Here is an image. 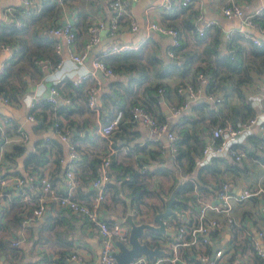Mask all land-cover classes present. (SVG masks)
Instances as JSON below:
<instances>
[{
  "label": "crops",
  "instance_id": "0c3cea01",
  "mask_svg": "<svg viewBox=\"0 0 264 264\" xmlns=\"http://www.w3.org/2000/svg\"><path fill=\"white\" fill-rule=\"evenodd\" d=\"M160 1L123 0L125 12L120 29L113 34H109L106 28L112 12L107 0H66L65 4L60 6L56 15L59 22H63L66 18L73 16V14L74 18L77 9L88 12L89 23L99 18L104 20V27L100 32V41L89 49L88 56L84 62L77 64L70 58L66 43L59 36H53L55 40L61 42L62 62L60 66L56 67L50 57H42V60H36L35 65L21 72L20 77L12 75L6 79V89L9 91L11 88H16L18 92L11 96L10 102H0L1 114L11 117V122L5 126L4 136L0 137V149L3 151L2 169L9 175L8 184H0V200L3 206V214H1L0 218V237L9 239L11 244L12 240L18 238L20 240L18 244H24L25 237L30 229L35 230L39 222L47 218H55L56 224L58 223L57 225H60L63 230L65 229L63 237L71 240L70 245L59 243L55 239L47 242L38 240L33 246V251L28 252L23 260L32 261L37 257L39 258L37 262L32 264H104L98 260L101 243L95 226L88 224L85 218H81L80 214L61 208L53 199L49 200L43 215L36 217L30 210L36 192L34 186L31 185L32 181H29L30 199L27 201L21 198L20 188L13 185V176L16 174L26 176L38 170H46L51 174L55 186L58 188L62 187L67 159L66 142L59 139L56 135L53 136V139L46 142L43 140L44 135L51 132L53 118L60 121V124L66 125L69 129V135L75 139L77 146L81 149V155L75 161L74 166L77 179L76 195L79 198L86 199L85 201L88 202L94 194V187L91 184L94 173L92 174L88 164L92 160L96 172L98 158H100L101 152L105 147V140L98 129V120L105 122L111 119L118 107H120L123 110V116L112 132L116 151L110 164L109 180L115 184L118 183L119 179L117 177L121 176L123 168L125 169L127 164H132L139 173V179L145 182L144 190L140 197L132 198V195H126V197L130 198L131 207L138 208L139 214L133 215L136 221L143 219L152 221L155 212L164 208V204L171 193L174 192V188L187 180L193 183L192 194L195 199L191 206L188 205L180 211L186 222L192 221L197 215V196H202L213 204L217 203L215 179L209 178L204 187L197 186V181L195 180V170L198 164L207 161L209 157L204 156L194 166L193 170L183 173L173 157L175 147L171 140L168 141L169 143L167 142L166 133L156 134L151 132L144 122L132 119L129 113L124 114L123 109L127 107L129 111L130 106L135 104V102L146 103L151 110L165 120L167 125L175 132V135L179 134L181 128H188L189 130L194 128L196 133L201 134L204 140L209 142L211 140L210 129L213 124L210 120H219L222 113L231 104L240 103L241 99L227 79L225 81L219 79V83L213 87V92L221 98L219 101L207 100L203 95L198 96V98H190L187 90L181 92L177 90L179 84L192 80L194 67L204 64V60L196 58L192 64V70L185 75L180 74L177 69L164 77L150 75L143 83L138 85L130 80L132 77L131 72L133 71L122 74L115 73L113 76L105 75L104 79L101 78L102 87L97 98L98 115L88 107L84 93H82L83 97L72 99L75 104L61 101L63 98L58 96V101L54 104L55 112L49 107H44L45 102L42 100L37 101L32 107L29 105L31 96H44L48 93L49 87L53 82H56L59 87H65L64 85L68 79L72 80L82 72L90 70V58L111 43L123 42L133 45L127 49L144 44L148 51H155L162 58L168 56L167 49L170 44V37L157 31L147 30L144 26L146 14L150 18L160 21H165L163 16L168 14V20L175 22L182 28L180 37L183 49L200 52L202 44L195 42L192 30L183 27L186 15L179 11L180 0H173V6L169 10L161 8L159 6ZM239 1L245 14L254 11L258 6L264 7V0ZM223 2L224 0H193L189 3L202 13L203 22L212 20L211 25L220 27L222 33L221 50L223 52L227 51L228 35L234 32L242 35V32L245 31L244 27L251 29L254 34L259 33L260 38L264 37H261L260 34L261 32L264 34L260 30L261 27L244 25L239 16H234L237 17L235 18L236 24L225 27L216 15V13H220L224 18L230 20V17L222 14L221 6ZM22 4V0H0V23H6L8 18H10L7 15V7L20 8ZM129 19L137 22L136 29L129 27ZM77 32L75 48L79 49L86 38L87 30L78 27ZM178 55L180 58L184 57L179 52ZM10 57L11 54L7 50L0 48V61L5 60L6 62ZM222 73L226 74L227 72L223 71ZM116 79L121 81L114 83ZM158 85L164 86L162 93L157 91L155 86ZM115 88L123 90L118 94L114 91ZM243 88L246 97L254 105L261 99L264 90V72H253L251 79L243 85ZM205 90L207 89L204 87L203 91ZM62 95L65 94L62 93ZM158 98H161L159 102ZM184 100L187 104L181 107L179 111L172 109L173 106L179 105ZM60 102L65 104L59 106L58 108H61V110L57 112L55 106L60 105ZM79 104L81 105L80 108L78 107ZM31 108L35 112L33 121L26 118V113ZM20 129L28 134L24 140L16 139ZM248 134H258L264 137V131H261L256 125L247 134H243V138L235 142H243V144L248 145L251 152H247L242 148L244 150L242 158L236 162L229 163V165L227 163V166L222 165V171L218 175V177L228 179L233 193L245 185H255L257 183L264 188V159L262 158L264 157V141L254 142L247 137ZM19 143H21L23 148L21 152L17 153L14 159L7 160L4 157L5 150H10L12 145ZM42 148V155L45 156V160L38 164L37 167H35L36 160L26 167L24 164L26 155L29 152H34L37 155ZM152 151H157L158 154L154 156ZM61 155L65 158L64 162L58 160ZM141 165L147 166L148 177L145 179L141 177ZM124 176H128L127 173ZM173 185L175 186L173 187ZM124 188L127 189L126 186ZM110 193L111 190L106 188L99 211L101 216L105 218L118 220L126 212V204L124 211H122V204L119 202L113 205ZM154 206L159 207V209L155 210ZM60 209L69 211L72 213V217L62 218L61 212H59ZM231 212L234 222L229 224L225 221L224 214L220 210L216 208L208 209V214L217 216L221 221V225L211 233L213 246L219 245L223 247L227 253L225 264H264V255L259 256L254 250V242L259 240L256 229L264 227V191L260 195L244 200L233 198ZM165 219L170 221L169 217H165ZM122 222L127 224L125 221ZM166 229L170 230L169 234L163 232L155 234L157 237H162L160 241L157 242L155 238L150 241L152 245L157 244L163 249V253L157 254L154 259L161 258L159 264H180L181 260L177 262L170 258L174 251L169 241L173 238L175 230L168 224H166ZM145 235L143 239H145ZM72 250L79 252L83 260L79 262L70 258L69 253ZM59 253H61V256H58ZM177 253L178 256L182 255V257L185 256L190 259H186L190 263H202L194 257L196 254L192 253L190 249L181 248ZM5 256V253L0 251V259L5 258ZM12 260L18 263L20 259L12 257Z\"/></svg>",
  "mask_w": 264,
  "mask_h": 264
},
{
  "label": "built area",
  "instance_id": "2783aa9c",
  "mask_svg": "<svg viewBox=\"0 0 264 264\" xmlns=\"http://www.w3.org/2000/svg\"><path fill=\"white\" fill-rule=\"evenodd\" d=\"M108 5L111 9V16L107 25V31L109 34H113L120 29L121 21L124 19V5L123 0H107ZM193 0H180V3L185 5L189 4ZM61 5L65 4V0H56ZM23 6L20 8L7 7V15L12 18L15 24H21V14L31 13L34 8H39L40 0H22ZM159 6L164 10H169L173 6V0H161ZM222 14L227 17L239 16L244 25L250 27H261L260 30L264 32V26H262L256 19L264 12L263 6H258L254 11L245 14L242 4L239 0H224L221 6ZM16 12L20 15H16ZM74 16V14H73ZM66 18L63 22H58L57 24H50L47 31L53 36H59L67 46V51L70 58L77 64H82L87 58L89 49L97 44L101 39V29L104 27V20L96 19L90 23L87 27L86 38L83 41L79 49L75 48L77 41V27L75 24V17ZM9 19V18H8ZM193 23L195 24V29L199 34L204 33L206 26L212 24V20H207L203 22L202 13L197 10L192 16ZM129 27L131 29L137 28V22L133 19L128 21ZM144 26L147 30L157 31L161 34L170 37V44L167 49V55L170 57H176V48L181 45V38L179 30L174 26L167 24L165 21H160L155 18H150L147 14L144 19ZM244 38L252 41L256 44L262 43V38L260 36L253 34L249 31L242 32ZM132 44H127L123 42H114L110 45L104 47L101 51L96 53L90 58V70L82 72L77 77L72 79L74 85H78L82 81L86 80V102L88 107L94 111L97 115L99 113V107L97 105L98 94L102 87V79L98 74L100 70L104 75H115L112 67L104 60V56L108 53L127 49L132 47ZM0 48L5 49L12 53V47L6 42L0 43ZM54 51L56 53V60L54 61L56 67L61 65L62 62V47L59 40H55ZM39 58L37 60H42ZM5 60L0 61V74L5 71ZM54 67V66H53ZM208 74L202 69H198L195 72L193 80L184 81L177 86L179 92L187 90L190 98H198V96L203 95L207 100L219 101L221 98L216 95L212 90H204V87L208 81ZM157 91L162 93L164 91V86L159 85ZM58 96L63 98L65 102L70 104H75V101L68 95H62L59 86L56 82H53L47 94L42 97L36 95L31 96L29 105L32 107L37 101L43 99L46 102H51L56 104L58 101ZM157 99V98H156ZM10 97L1 92L0 102L8 103L10 102ZM161 98H158V102ZM187 102L184 100L179 105L173 106L174 111H179L181 107L185 106ZM255 113L250 115L248 118L242 120L237 125H233L229 121L223 123H217L211 126L210 134L211 140L204 143L202 146L203 157H210L211 154L217 156H223L226 162H236L242 158L244 155V150L238 146H233L231 139L235 138L239 134H247L252 130L253 126H257L261 131H264V90L261 95V99L255 104ZM123 116L122 108H118L113 115V117L105 122L98 120V129L100 134L105 140V147L101 152L96 174L91 180V184L94 187V194L90 201H85L76 195V183L77 179L75 177V161L81 155V149L77 146L75 139L69 135V129L65 124H60V121L55 120L51 127V132L44 135L43 140L46 142L53 139L56 135L59 139L66 142L67 148V159L66 166L64 168L62 187L57 189L51 174L46 170H38L35 173L27 174L26 176L14 175L13 185L20 188V196L24 201L30 199V183L36 189L34 200L30 206L32 214L36 217L43 215L49 200H55L58 206L70 210L73 213L81 214L85 217L86 222L92 226H95L98 230V235L100 238V252L98 254V260L104 264H122L118 261L116 257L117 245L116 240L122 239L127 241V228L128 224L123 223L115 219H107L101 216L99 211V206L104 198L106 184L110 179V164L113 155L116 151L115 144L112 138V132L115 126L119 123ZM130 117L132 119L141 120L144 122L151 132L160 134L165 132L168 139L173 141L175 137V132L167 125L165 120L159 119L156 113L152 110L145 108V105L137 102L130 106ZM26 118L33 121L35 115L32 110L26 113ZM263 118V119H260ZM11 122V117L8 115H2L0 112V137L4 136L6 124ZM28 134L24 130H19V134L16 139L24 140ZM201 157V159H203ZM200 159V160H201ZM58 160L64 162V156H59ZM199 160V161H200ZM3 161V151L0 149V184L7 185L9 181V175L4 173L2 170ZM198 161V163H199ZM206 162V161H205ZM203 163V162H201ZM141 177L143 179L148 177L147 166L141 165L140 167ZM28 177V178H27ZM28 180V181H27ZM215 197L217 203H211L205 200L202 196H197L198 200V211L195 219L186 222L181 214L172 218L170 221L165 219L166 224L173 227L175 234L173 238L169 241L170 246L173 248L172 257L173 261L181 260L180 264H197L190 263L187 257L178 256V250L181 248L190 249L192 253H195V258L201 261V264H225L227 260V253L222 246L214 245L211 242V233L221 225V221L217 216L208 214L209 208H216L220 210L225 217V221L229 224L234 222L232 216V200H244L256 195L262 194L264 188L261 184L257 183L255 185H245L241 187L237 192H232L229 185L228 179L225 177H219L215 179ZM138 208L131 207V214L137 215ZM3 214V206L0 200V218ZM139 214V213H138ZM127 215V212L123 213L122 218ZM170 219V218H169ZM256 234L259 240L254 242V248L258 255H264V227L256 229ZM162 237H155L158 242ZM19 239L15 238L12 240V244H18ZM61 256V253L58 254ZM197 256V257H196ZM69 257L79 262L83 260V257L79 252L72 250L69 253ZM185 258V259H184ZM187 259V260H186ZM161 258H156L150 260L145 254H141L135 257L133 260L127 264H159Z\"/></svg>",
  "mask_w": 264,
  "mask_h": 264
},
{
  "label": "trees",
  "instance_id": "16d2710c",
  "mask_svg": "<svg viewBox=\"0 0 264 264\" xmlns=\"http://www.w3.org/2000/svg\"><path fill=\"white\" fill-rule=\"evenodd\" d=\"M179 5H181L179 11H182L186 15L185 25H183V27L185 29L192 30V33H194L195 42L202 44V49L200 52L197 50H184L183 46L180 45L176 48V53L177 55L178 52L183 54V58H180L179 55L176 57L166 56L165 58H162L157 54V52L148 51L144 47V44H139L135 48L123 49L108 53L104 56V60L117 74L133 71L131 72L132 77L130 80L138 85L143 83L150 75L164 77L177 69L179 70L180 74L185 75L187 72L192 70V64L194 60L196 58H200L204 60L205 63L194 67L193 72L194 75L198 69H202L207 72L209 78L205 88L207 90L213 91V87L219 83V79L222 81L227 79L233 85V89L241 99L240 103L231 104L229 108L222 113V116L219 118V120L212 119L210 122L213 123L212 125H214L229 121L233 125H237L242 120L254 114L256 110L255 106L252 105L251 101L246 97L243 85L251 79L253 72H264V37L262 38L261 44H256L248 39H244L243 36L238 32L231 33L228 35L229 39L227 51L223 52L221 50L222 33L220 27L217 25L208 26L205 29V32L199 35L192 20V16L197 11V9L192 7L191 4L183 5L180 3ZM60 6L61 4L56 2V0H40L39 8L32 9L31 13L20 15V13L16 12V15H20L21 17V24H15L12 18H9L6 23H0V43L6 42L12 47L11 57L5 63V71L0 74V93L3 92L7 94L11 99V96L18 92V89L11 88L9 91L6 89V79L8 77L12 75L20 77L21 72H24L26 69H29L31 66L35 65V61L39 58L50 57L52 61L56 60L57 56L54 51L55 38L47 31V28L50 24H57L59 22L56 15ZM176 11L179 12L178 10ZM87 16L88 12L77 9V13H75V24L77 31L78 27L85 28V30H87L88 25H90ZM168 17L169 15L165 14L163 19H165L167 24L174 25L179 30L180 34L182 31L181 26L175 22L169 21ZM256 19L261 25L264 26V12L260 16L256 17ZM43 21L45 22L42 23ZM260 34H262V32ZM172 59H175V61L173 62ZM223 71H226L227 73L223 74ZM120 81V79H116L114 83H119ZM86 83L87 81L84 80L78 85H74L72 80L68 79L67 83L64 85L66 88L63 86H60L59 88L61 93L70 96L72 99L83 97L82 93H84V98H86ZM158 86L155 87L157 88ZM122 90H118V88L114 89V91L118 94H120ZM41 100L44 101L43 99ZM61 101L63 100L61 99ZM44 102V107H49L55 112L53 103L46 101ZM139 103L145 105L146 109L151 110L150 106L146 103ZM64 104L65 103L60 102V105L55 106L57 112H59L58 110H61V108L58 107L63 106ZM80 104L78 106L79 108L82 105ZM123 109L124 114H130V108L129 111L127 107H124ZM33 113L35 115V112ZM157 116L159 117V115ZM159 119L164 120L161 117H159ZM55 120L57 119L53 118L52 122ZM247 137L254 142H259V140L264 141V137L259 136L258 134H248ZM172 142L173 146L175 147V153L173 157L176 163H178L180 166L181 171L185 173L187 171L193 170L194 166L197 165L198 161L201 159V157H203L202 146L206 142L204 137L201 134L199 135L196 133L194 128H190V130L188 128H181L179 134L175 135ZM232 145L243 148L247 152H251L248 145L243 144V142H234ZM22 149L21 143L14 144L10 150H5L4 157L7 160L14 159L16 154L21 152ZM42 153L43 148L37 155L34 154V152H29L24 159V164L26 167L29 164L34 163L35 160V167L42 163L45 160V156H43ZM152 154L156 156L158 152L152 151ZM262 158L264 159V157ZM227 163L228 162H226V159L223 156H217L213 154L210 155L206 162L199 163L195 170V180L197 181V186L204 187L209 178L219 179L218 175L222 171V165L227 166ZM88 166L92 171V174L94 173L95 175V166L92 164V160L89 161ZM126 173L128 176H124ZM117 178L119 179L118 183L115 184L109 180L106 184V188L111 190L110 199L113 205L114 203L119 202L122 204V211H124L126 195H132V198L140 197L143 193V186L145 185V182L139 179V173L132 164H127V167H125V169L123 168V171H121V176H118ZM124 186H126L127 189H125ZM174 186L175 185H173V187ZM57 189L60 188L57 187ZM174 189L175 199L172 203V211L166 216L169 217L170 220L180 214L182 208H185L188 205L191 206L193 200L195 199L194 195L192 194L193 183L188 180ZM137 190L139 191L136 192ZM158 209L159 207H155V210ZM64 211V209H60L59 211L61 212L62 218L72 217V213L69 211ZM81 218L84 219L85 217L81 215ZM54 219L47 218L39 222L38 227L35 230L30 229L29 233L25 237L26 240L24 241V244H11L9 239L0 237V251L6 255L5 258L0 259V263L7 262L6 264H32L37 262L39 259L37 257H35L32 261L23 260V258L26 257L28 252L33 251V246L38 240L47 242L55 239L59 243L70 245L71 240L63 237L65 229L63 230L60 225H57L58 223L56 224ZM107 219L111 220L113 218ZM12 257H18L20 259L19 262L16 263L13 261Z\"/></svg>",
  "mask_w": 264,
  "mask_h": 264
},
{
  "label": "water",
  "instance_id": "95a60500",
  "mask_svg": "<svg viewBox=\"0 0 264 264\" xmlns=\"http://www.w3.org/2000/svg\"><path fill=\"white\" fill-rule=\"evenodd\" d=\"M243 29L245 31L252 32L251 29L247 27H244ZM263 36L264 34H261V37ZM173 61H175V59H173ZM98 74L102 79L105 78V75L100 70H98ZM168 141L170 140L168 139L167 142ZM138 191L139 190L136 192ZM174 199L175 195L174 192H172L165 202L164 208L155 212L152 221H147L145 219L136 221L131 214L130 198L126 197L127 215L124 218H118L119 221H125L129 225L127 228V241L122 239L116 240V257L120 263L127 264L141 254H145L150 260H152L157 254L163 253V249L161 247L157 244L152 245L150 241L156 237L155 234H159L161 232L170 233V230L166 229L164 221L165 217L172 211V203ZM144 235L145 239H143Z\"/></svg>",
  "mask_w": 264,
  "mask_h": 264
},
{
  "label": "rangeland",
  "instance_id": "374dc122",
  "mask_svg": "<svg viewBox=\"0 0 264 264\" xmlns=\"http://www.w3.org/2000/svg\"><path fill=\"white\" fill-rule=\"evenodd\" d=\"M216 15H217V17L220 19L221 23L225 25V27L237 23V22H235V18H237V17H234V16H233V17H230V18H229L230 20H228V19L224 18L220 13H216ZM102 31H103V30H102ZM106 31H107V30H106ZM243 136H244L243 134H239V135H237L233 140L230 141V143H231L232 141L241 140V139L243 138Z\"/></svg>",
  "mask_w": 264,
  "mask_h": 264
}]
</instances>
